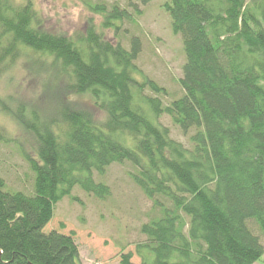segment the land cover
Wrapping results in <instances>:
<instances>
[{
  "label": "trees",
  "instance_id": "1",
  "mask_svg": "<svg viewBox=\"0 0 264 264\" xmlns=\"http://www.w3.org/2000/svg\"><path fill=\"white\" fill-rule=\"evenodd\" d=\"M164 8L186 59L183 95L165 107L144 94L165 90L133 64L137 38L127 51L104 41L92 25L74 39L55 35L42 30L30 3L0 0V75L22 57L46 61L34 76H46L51 85L42 88L63 87L41 110L36 101L10 107L0 98V113L36 143V158L24 156L34 175L32 195L9 192L0 176V264H81L72 233L43 229L75 186L107 199L108 187L92 173L102 176L124 161L160 213L140 227L146 239L135 246L140 264L261 260L264 248L247 222L264 237V0H165ZM91 9L104 15L106 28L125 16L117 6ZM66 92L88 96L105 119L98 123ZM161 115L183 133L195 130L191 150L152 122ZM126 135L133 148L125 145ZM131 258L121 253L119 264H133Z\"/></svg>",
  "mask_w": 264,
  "mask_h": 264
},
{
  "label": "rangeland",
  "instance_id": "2",
  "mask_svg": "<svg viewBox=\"0 0 264 264\" xmlns=\"http://www.w3.org/2000/svg\"><path fill=\"white\" fill-rule=\"evenodd\" d=\"M16 4L30 3L37 13L42 30L55 35L72 38L83 35L89 25L96 28L104 41L120 45L129 50L132 38L140 42V53L133 63L137 70L165 90L164 95L155 96L149 90L144 94L160 99L163 107L183 95L179 84L185 64L183 41L173 32L171 19L165 11V0H12ZM249 1V0H247ZM104 5L107 10L117 6L125 13L122 21H114L113 27H104L103 14L92 11L91 7ZM102 15V16H101ZM44 61V60H43ZM46 61L38 65L28 62L24 57L0 75V98L14 102H24L29 107L41 110L51 104L48 97L60 88H42L46 76L40 71L36 80L37 67L47 66ZM33 79L36 81L34 82ZM140 81V77H136ZM44 92V93H43ZM44 96V100H38ZM68 101L90 112L98 123L105 119L104 113L95 106L88 96H72L66 92ZM11 98L12 100H8ZM155 125L166 128L171 140L180 143L185 149L193 148L190 141L194 129L181 132L167 115L151 119ZM0 176L9 192H20L26 196L33 194L34 175L24 156L36 158L34 139L25 134L17 123L0 113ZM124 141V140H123ZM125 145L133 148L131 138L126 135ZM135 168L127 161L115 163L106 168L104 175L92 173L94 182L104 184L110 191L105 200L95 198L75 186L70 196L59 201L53 210V217L44 227L43 233L51 231L68 235L79 250L82 264H119L120 254L130 253L133 264H140L135 246L146 239L140 233L141 225L160 217L141 190L134 184L130 175ZM166 206H170L165 200ZM187 221V219L185 218ZM247 226L257 235L264 248V237L258 232L256 224L248 221ZM256 264H264V255Z\"/></svg>",
  "mask_w": 264,
  "mask_h": 264
},
{
  "label": "bare ground",
  "instance_id": "3",
  "mask_svg": "<svg viewBox=\"0 0 264 264\" xmlns=\"http://www.w3.org/2000/svg\"><path fill=\"white\" fill-rule=\"evenodd\" d=\"M33 78H35L36 80H40V78H37V76H35V77H33ZM33 81L34 82H36L34 79H33ZM41 82H42V85H45V86H50L51 84H50V82L49 81H46V79L44 80V82L42 81V80H40ZM61 234V233H60ZM78 248V247H77ZM78 252H79V250H78ZM79 260H80V256H79ZM80 263H81V261H80ZM82 264V263H81Z\"/></svg>",
  "mask_w": 264,
  "mask_h": 264
}]
</instances>
